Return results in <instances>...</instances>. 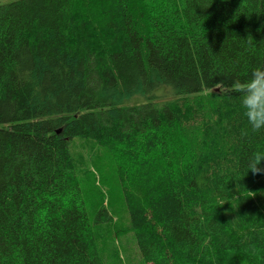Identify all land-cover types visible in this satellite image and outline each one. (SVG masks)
Instances as JSON below:
<instances>
[{
  "label": "trees",
  "instance_id": "16d2710c",
  "mask_svg": "<svg viewBox=\"0 0 264 264\" xmlns=\"http://www.w3.org/2000/svg\"><path fill=\"white\" fill-rule=\"evenodd\" d=\"M261 65L264 0L0 5V264H126L131 242L142 264H264V130L232 91ZM76 140L113 153L126 227L89 204Z\"/></svg>",
  "mask_w": 264,
  "mask_h": 264
},
{
  "label": "rangeland",
  "instance_id": "374dc122",
  "mask_svg": "<svg viewBox=\"0 0 264 264\" xmlns=\"http://www.w3.org/2000/svg\"><path fill=\"white\" fill-rule=\"evenodd\" d=\"M14 1L17 0H0V5ZM211 92H216V90ZM211 118L216 120V112L211 114ZM70 150L73 159L78 163L81 177L85 181L84 186L89 204H92L94 200L97 202L105 200L110 210L117 213L119 226L126 227L128 221L122 210L121 188L113 153L90 140H76ZM125 245L126 247L122 248V251L126 258V264H142L135 242Z\"/></svg>",
  "mask_w": 264,
  "mask_h": 264
},
{
  "label": "clouds",
  "instance_id": "9594fccd",
  "mask_svg": "<svg viewBox=\"0 0 264 264\" xmlns=\"http://www.w3.org/2000/svg\"><path fill=\"white\" fill-rule=\"evenodd\" d=\"M232 91L240 100L251 131L264 130V65L254 67L249 79L234 80ZM242 134L247 135V132ZM247 168L253 175L264 174V151H254L249 157Z\"/></svg>",
  "mask_w": 264,
  "mask_h": 264
},
{
  "label": "water",
  "instance_id": "95a60500",
  "mask_svg": "<svg viewBox=\"0 0 264 264\" xmlns=\"http://www.w3.org/2000/svg\"><path fill=\"white\" fill-rule=\"evenodd\" d=\"M61 130L58 131V133L60 132Z\"/></svg>",
  "mask_w": 264,
  "mask_h": 264
}]
</instances>
